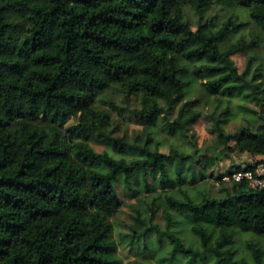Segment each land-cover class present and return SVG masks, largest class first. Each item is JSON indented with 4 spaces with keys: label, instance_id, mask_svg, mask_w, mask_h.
<instances>
[{
    "label": "trees",
    "instance_id": "trees-1",
    "mask_svg": "<svg viewBox=\"0 0 264 264\" xmlns=\"http://www.w3.org/2000/svg\"><path fill=\"white\" fill-rule=\"evenodd\" d=\"M195 90L225 104L222 148L160 152L158 129L185 142L199 123ZM232 99L256 119L228 133ZM103 105L143 136H114ZM233 153L264 156V0H0V264H121L118 243L159 264H264V189L222 180L239 165L208 173ZM119 189L142 205L117 241Z\"/></svg>",
    "mask_w": 264,
    "mask_h": 264
},
{
    "label": "rangeland",
    "instance_id": "rangeland-1",
    "mask_svg": "<svg viewBox=\"0 0 264 264\" xmlns=\"http://www.w3.org/2000/svg\"><path fill=\"white\" fill-rule=\"evenodd\" d=\"M189 17L192 21L195 20V15L193 12H189ZM216 15L215 20H223L227 16L230 15V10L227 8H222L219 4H216L214 8L210 11L209 16ZM244 19V16H240ZM253 24H248L243 31V35L247 36L248 33L252 30ZM241 33V32H240ZM236 34L232 37V41H236L241 35ZM245 57L239 56L237 59V63L241 64L242 59ZM199 89V86L198 88ZM187 100H195L200 98V100L193 104L194 107H197L201 111V117L199 123L188 133L185 137V142L180 141L174 137H166V135L157 130L156 139L161 142L160 152L167 153L170 149L171 145L179 146V148L183 151H190L193 152L195 149L204 152L205 154L212 155L211 149L216 146L219 150L222 146L219 144L217 139V133L215 131L214 125V116L219 113V111L225 106L222 102H218L214 96L208 97L205 95H201L199 90H195L189 93L186 97ZM114 101L117 105L121 107L126 106L122 101L121 97L115 96ZM241 102L238 99L231 100V114L228 116V121L224 123V129L228 133L235 132L240 126L246 124V119L253 121L256 119L255 114H250L248 112L242 111L239 106ZM248 107L254 108L260 111L258 106H254L252 103H247ZM130 107H136L137 104L134 100H132L129 104ZM127 105V106H128ZM104 108L110 110V116L112 119L115 120V127H114V136L121 137L125 136L127 140L133 141L136 139L137 136L140 138L143 136V129L142 126L136 122L135 117L126 109L122 113L115 111L108 105H103ZM178 107L173 110L171 114V118L175 117ZM73 121L69 120L66 124L70 125ZM97 150H102V146L97 145L95 146ZM264 158V156H251L248 153L243 154H236L233 153L230 158H224L218 161L217 165L208 171L209 174H212L214 177L218 173H223L229 166L231 165H239L241 168L245 167L249 162H254ZM212 186V192L215 195H219L217 191V182L213 178H209L207 180ZM120 197L122 198L123 205L116 213L114 218L112 219L114 225V237L117 240L119 233L129 232L128 225L132 223V205H142L141 196L139 195H129V193L122 192L119 189ZM155 221L162 224V219L160 217V212L157 213ZM118 241V240H117ZM117 255L121 258V264H128L131 261L137 260L144 264H159L158 260L154 258L145 257L141 253H135L134 249H131L128 246H121L118 243V251Z\"/></svg>",
    "mask_w": 264,
    "mask_h": 264
},
{
    "label": "built area",
    "instance_id": "built-area-1",
    "mask_svg": "<svg viewBox=\"0 0 264 264\" xmlns=\"http://www.w3.org/2000/svg\"><path fill=\"white\" fill-rule=\"evenodd\" d=\"M223 181L240 182L247 181L252 188L264 189V161L254 165L252 169L243 167L222 176Z\"/></svg>",
    "mask_w": 264,
    "mask_h": 264
}]
</instances>
